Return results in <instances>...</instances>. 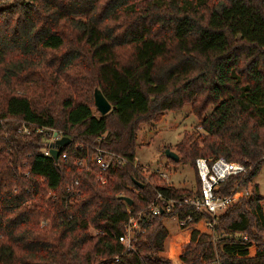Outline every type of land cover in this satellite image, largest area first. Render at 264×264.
<instances>
[{
	"label": "trees",
	"instance_id": "trees-1",
	"mask_svg": "<svg viewBox=\"0 0 264 264\" xmlns=\"http://www.w3.org/2000/svg\"><path fill=\"white\" fill-rule=\"evenodd\" d=\"M184 104L197 121L167 159L243 163L220 194L251 183L264 168V0L1 1L0 264H264L256 182L213 217L185 203L148 210L157 192L199 190L196 170L194 189L176 187L134 158L139 124ZM54 131L70 138L57 160L45 154ZM98 148L122 159L77 163ZM138 211L127 248L118 236ZM188 215L210 231L191 227L162 253L164 218Z\"/></svg>",
	"mask_w": 264,
	"mask_h": 264
},
{
	"label": "rangeland",
	"instance_id": "rangeland-1",
	"mask_svg": "<svg viewBox=\"0 0 264 264\" xmlns=\"http://www.w3.org/2000/svg\"><path fill=\"white\" fill-rule=\"evenodd\" d=\"M3 1L9 2L14 0ZM196 121L197 118L189 112V105L184 104L178 110L165 111L156 122L140 123L139 129L136 132L138 144L134 149L135 160L144 167L143 169L146 173L152 170H158L160 173H163L160 175L162 176L164 182L171 183L176 187L181 186L194 189L196 178L193 164H190L189 162H171L164 155V148H170V150L174 151L171 147L180 139L182 131L184 129H190ZM168 145H170V147ZM252 182L257 183L259 193L264 195L263 167L252 179L251 183ZM251 183L248 185H242L235 190L236 198L233 202L236 201L237 197L248 193ZM261 205L264 211V199L261 200ZM163 221L167 229L168 236L165 240V250L162 253L167 255V247L169 245H178L186 241L190 230H181L178 225V221L174 216L166 217ZM197 227L203 230H208L201 225V223H198ZM209 231L210 229L207 232ZM172 250L174 252V248Z\"/></svg>",
	"mask_w": 264,
	"mask_h": 264
},
{
	"label": "built area",
	"instance_id": "built-area-1",
	"mask_svg": "<svg viewBox=\"0 0 264 264\" xmlns=\"http://www.w3.org/2000/svg\"><path fill=\"white\" fill-rule=\"evenodd\" d=\"M1 1L3 0H0V2ZM58 137H60L59 134L54 135L53 133L50 140L54 141ZM45 154L51 155L50 150L46 149ZM63 156L65 157V153H63ZM118 158H121V156H118L116 159H114V156H112L110 152H106L105 150L98 148L90 155H86L82 159L77 160V163L82 166H87L89 161H97L101 169L104 170ZM194 167L199 180L198 192L182 195V197L177 199H164V197L159 192H157L155 198L147 205L150 213L154 214L159 213L163 209H171L174 203H185L191 205L195 210H204L213 217L214 215H217L219 212L223 211L234 201L236 198L235 190L230 193L220 194L217 193L215 189L217 188L219 181L231 174L243 172L245 170L243 163L227 160L223 156H217L214 158L197 156L194 159ZM160 174L162 175L163 173ZM141 214V211H138L135 213V217H129L126 225L124 226V232L118 236V240L122 242L127 248H132L130 242L132 229L136 227L137 219L141 217ZM177 221L179 227L181 224H184L183 227H180L181 230H190L191 227H197L198 223H201V225H203L208 230L212 227V220L201 218L197 222L193 223L191 222L190 215L187 216V223H184V220Z\"/></svg>",
	"mask_w": 264,
	"mask_h": 264
},
{
	"label": "water",
	"instance_id": "water-1",
	"mask_svg": "<svg viewBox=\"0 0 264 264\" xmlns=\"http://www.w3.org/2000/svg\"><path fill=\"white\" fill-rule=\"evenodd\" d=\"M94 103L96 108L98 109V111L102 114H104L105 112H107L110 109V103L106 100L104 94L102 93V91L100 90V88L95 87L94 88ZM57 131H54V135H57ZM70 141V138L67 136H61L56 138L50 145V154L51 156L54 158V160L58 159L59 156V147L62 145H65L66 143H68ZM164 155L172 160H177L178 156L177 154L168 149L165 148L164 150ZM127 203H130V200L127 197L123 198Z\"/></svg>",
	"mask_w": 264,
	"mask_h": 264
},
{
	"label": "crops",
	"instance_id": "crops-1",
	"mask_svg": "<svg viewBox=\"0 0 264 264\" xmlns=\"http://www.w3.org/2000/svg\"><path fill=\"white\" fill-rule=\"evenodd\" d=\"M187 237H188V235H187ZM187 239V238H186Z\"/></svg>",
	"mask_w": 264,
	"mask_h": 264
}]
</instances>
